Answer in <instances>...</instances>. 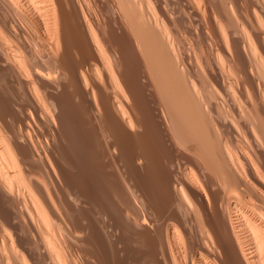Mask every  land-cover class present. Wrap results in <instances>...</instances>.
I'll return each instance as SVG.
<instances>
[{"label": "bare ground", "instance_id": "1", "mask_svg": "<svg viewBox=\"0 0 264 264\" xmlns=\"http://www.w3.org/2000/svg\"><path fill=\"white\" fill-rule=\"evenodd\" d=\"M0 264H264V0H0Z\"/></svg>", "mask_w": 264, "mask_h": 264}, {"label": "rangeland", "instance_id": "2", "mask_svg": "<svg viewBox=\"0 0 264 264\" xmlns=\"http://www.w3.org/2000/svg\"><path fill=\"white\" fill-rule=\"evenodd\" d=\"M191 20H193V19H191ZM194 21V20H193Z\"/></svg>", "mask_w": 264, "mask_h": 264}]
</instances>
